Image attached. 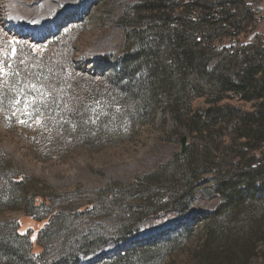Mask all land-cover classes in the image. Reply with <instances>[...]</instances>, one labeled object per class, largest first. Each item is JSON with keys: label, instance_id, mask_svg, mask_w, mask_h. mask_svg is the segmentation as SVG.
Instances as JSON below:
<instances>
[{"label": "rangeland", "instance_id": "374dc122", "mask_svg": "<svg viewBox=\"0 0 264 264\" xmlns=\"http://www.w3.org/2000/svg\"><path fill=\"white\" fill-rule=\"evenodd\" d=\"M135 3L0 0L10 36L0 34V235L17 224L31 237L27 264H36L28 250L44 254L41 264H94L137 244L148 259L161 252L145 264H194L202 223L220 204L197 195L188 213L136 226L141 209L121 192L190 140L160 111L130 119L131 96L108 79L125 48L118 21Z\"/></svg>", "mask_w": 264, "mask_h": 264}, {"label": "trees", "instance_id": "16d2710c", "mask_svg": "<svg viewBox=\"0 0 264 264\" xmlns=\"http://www.w3.org/2000/svg\"><path fill=\"white\" fill-rule=\"evenodd\" d=\"M263 18L261 0H136L118 21L125 48L108 79L131 96L126 113L152 121L160 111L190 135L184 151L120 190L141 209L136 226L163 212L188 213L197 195H218L190 254L194 264H264ZM18 229L0 235V264H27L31 237ZM142 248L94 264H145L161 254L148 259ZM28 253L44 262L42 252Z\"/></svg>", "mask_w": 264, "mask_h": 264}, {"label": "water", "instance_id": "95a60500", "mask_svg": "<svg viewBox=\"0 0 264 264\" xmlns=\"http://www.w3.org/2000/svg\"><path fill=\"white\" fill-rule=\"evenodd\" d=\"M186 144H187V138L186 137H183V139H182V147H181V150L182 151L185 150Z\"/></svg>", "mask_w": 264, "mask_h": 264}]
</instances>
